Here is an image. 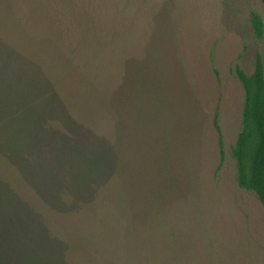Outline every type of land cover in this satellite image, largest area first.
<instances>
[{
    "label": "rangeland",
    "instance_id": "obj_1",
    "mask_svg": "<svg viewBox=\"0 0 264 264\" xmlns=\"http://www.w3.org/2000/svg\"><path fill=\"white\" fill-rule=\"evenodd\" d=\"M0 6L2 18L18 20L6 37L13 46L0 51L6 260L55 264L78 232L113 264H123L127 242L128 264H264V209L237 186L231 155L244 99L235 68L250 74L258 54L264 71V0H2ZM252 14L261 21V38ZM152 50L165 59H143ZM125 66L122 109L129 124L135 134L157 125L162 143L160 158L153 149L142 159L141 183L160 192L158 212L144 221L146 230L130 229L128 240L127 220L106 186L114 162L110 96L121 90ZM8 116L10 129L1 130Z\"/></svg>",
    "mask_w": 264,
    "mask_h": 264
},
{
    "label": "trees",
    "instance_id": "obj_2",
    "mask_svg": "<svg viewBox=\"0 0 264 264\" xmlns=\"http://www.w3.org/2000/svg\"><path fill=\"white\" fill-rule=\"evenodd\" d=\"M2 15V8L0 6V51H9L11 45L13 46V40H6V37L9 33H14L13 27H17L16 24L18 20L13 21L11 19L9 22L6 17L2 18ZM250 24L254 30L255 36L261 38L262 24L258 16L252 14ZM20 32L21 30L19 29L18 35H21ZM37 44L38 43H36L35 46L38 50L39 46H37ZM17 47V44H14V48ZM153 51L154 50L146 54L143 59L149 60L150 56H154V60L158 59V57H160L161 60L162 58L165 59L161 52ZM125 71L126 74L121 90H119V92L115 90L110 96L111 116L115 119V133L111 140L114 162L112 177L106 182V186L109 185L108 194L113 192L111 195L113 205L116 208L118 206L120 207L121 214L127 220V233L124 236L125 240H128L130 236L128 232L130 229L137 225L145 229L144 221L158 212L160 192L157 196V192L151 193L149 186H143L141 183L142 178H145L147 174L142 159L144 156H150V153H145L146 150L153 149H155L154 156L158 153L160 158L162 143L160 138H156L157 129H159L157 125H151L152 127L148 128V131H146L144 128H147V126L144 124L139 134L133 132V127L129 124L128 109H122V92L127 83L126 77L129 74V72H127V66H125ZM234 72L244 94L240 130L234 146L231 149V155L235 161L236 167L235 180L237 186L242 190L252 193L264 209V71L260 56L258 54L255 55L253 71L250 74H245L238 68H235ZM10 118H12V116L7 117L8 124L5 122L6 126L1 130L10 129ZM1 123L2 122H0V124ZM212 123L218 134V146L221 153V135L215 116L213 117ZM160 129V131H162V127ZM32 133H34V131L31 130L28 133L22 132L21 135L25 137V135H30ZM15 146V144L12 146L8 145L6 148L10 149V147L12 148ZM0 159V163H2V161L4 162L5 156L2 155ZM22 178L23 176L21 179ZM3 179L4 178L0 175V185L3 186L4 189H9V183L5 182ZM15 180L17 181L18 179L16 178ZM117 181L122 185V189H120L121 191L119 192H122L123 196L120 195V197H118L119 195H114V186L118 185ZM24 182L26 181L24 180ZM161 184L163 185V183ZM30 205L33 206L31 203ZM31 211L33 210L31 209ZM88 220H86V223L89 225ZM69 240L70 247L66 252L67 255L63 256L62 261L56 259V263L81 264V262H83L86 264H113L112 261L108 260L109 258H106L94 247V242L90 240L88 236H81L78 232H75L69 237ZM125 245L126 251L124 253L123 264H128L130 262L131 252L128 242ZM5 255L7 254L0 253V264L16 263L9 259L8 256L6 260ZM2 256L5 257V261ZM45 261H49V259H45ZM23 262H25L24 258ZM23 262L19 264H23ZM26 262L27 264L32 263L30 258H28ZM42 262L41 264H43ZM44 264H49V262H45Z\"/></svg>",
    "mask_w": 264,
    "mask_h": 264
}]
</instances>
